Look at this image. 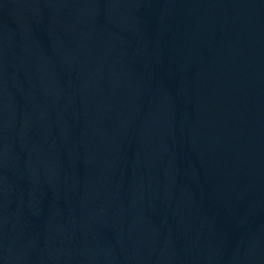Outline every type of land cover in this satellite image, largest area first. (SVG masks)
I'll use <instances>...</instances> for the list:
<instances>
[{
    "label": "water",
    "instance_id": "1",
    "mask_svg": "<svg viewBox=\"0 0 264 264\" xmlns=\"http://www.w3.org/2000/svg\"><path fill=\"white\" fill-rule=\"evenodd\" d=\"M0 264H264V0H0Z\"/></svg>",
    "mask_w": 264,
    "mask_h": 264
}]
</instances>
